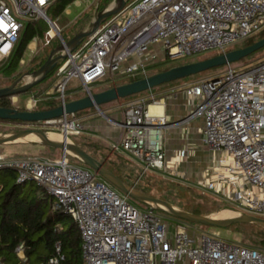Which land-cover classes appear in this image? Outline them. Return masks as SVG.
<instances>
[{
  "label": "built area",
  "instance_id": "2783aa9c",
  "mask_svg": "<svg viewBox=\"0 0 264 264\" xmlns=\"http://www.w3.org/2000/svg\"><path fill=\"white\" fill-rule=\"evenodd\" d=\"M53 1L13 0L11 6L9 0H0V62L12 55L28 19L48 20L47 9ZM52 26L63 40L57 25ZM263 29L264 0L128 1L76 49L64 51L67 55L58 62L51 93L65 103L71 100L68 90L83 88L91 94V84L105 77L147 76V64L161 59L159 50L150 49L152 43H159L160 52L171 57L211 49L222 53ZM51 31L45 32L47 43L54 35ZM29 80L31 76L24 79ZM185 92L192 105L185 119L204 118L202 139L213 151L201 185L225 197L237 211L264 217V59L200 79L186 86ZM45 97L50 95L34 93L25 100L24 109H37ZM152 98L123 103L120 118L99 110L110 125L121 129L120 138L113 142L114 151L137 159L146 169H177L190 147L168 159L163 132L175 122L152 107L159 102ZM11 99L20 108L19 94ZM24 125L57 130L68 140L87 128L78 112ZM67 154L54 159L0 155V169H14L17 182L43 185L52 207L72 215L81 231L85 264H178L185 259L189 264H264V248L204 232L193 235L184 221L169 225L162 211L149 206L139 209L129 194L112 187L97 172L71 164ZM17 252L25 257L22 243ZM63 259L57 242L56 253L46 264H62Z\"/></svg>",
  "mask_w": 264,
  "mask_h": 264
},
{
  "label": "rangeland",
  "instance_id": "374dc122",
  "mask_svg": "<svg viewBox=\"0 0 264 264\" xmlns=\"http://www.w3.org/2000/svg\"><path fill=\"white\" fill-rule=\"evenodd\" d=\"M80 1V4L77 3V0H73L68 4V7L71 8V13L66 12V9L61 12L56 11V5L54 4H51V6L47 9V15L50 19L55 21V24L59 28L61 35L62 32L64 34H67L69 31H71V29L73 31V27H75V30L78 31L81 29L89 28L91 20L100 10L99 6L104 0L102 2L101 0ZM9 3L11 6L14 5L13 0H9ZM112 3H114V0H108L104 8L109 7ZM35 19L40 21V23L44 24L46 28H49V30H52L51 34L54 35L49 43L46 42V37L44 36L42 39L37 38L35 40V44L31 45L32 42L29 44L24 58H22L20 61L19 71H22V73L27 71H33L32 67L34 66V64L38 62L41 58L49 55L50 51L61 42L60 36L58 34H55V29L53 28L49 20L44 17H38ZM254 36H258V34H255ZM245 41L246 40H243L230 45V49L235 46L241 47L246 43ZM30 45L33 47V49H31ZM150 49L159 50L158 54L161 59L147 64L148 74L160 72L176 65L194 62L221 53L219 49H211L192 55L171 57L166 56L164 52H160L161 46L157 42L152 43ZM263 59L264 46L240 58L239 60L213 66L197 73H193L191 75L172 80V82L176 80H185L187 81V84H185L184 87H186L192 85L194 82L200 79L223 74L229 67L235 68L237 70L244 69L254 65L255 63ZM5 64L6 60L0 62V87L12 83V78L15 74V71L13 72L11 70L6 69ZM142 76L144 75L137 74V76H133L129 73H121L117 74L114 80L111 77H105L97 81L96 83L91 84V89L92 92L101 91L114 85L125 83L133 78H141ZM56 81L57 75L54 74L34 85L32 87V91L19 93L20 101L18 106L24 109L25 100L30 99V97H32L34 93L40 97H44L49 94L52 100L59 101L55 97V94L51 93L54 90V85L56 84ZM167 83L168 82H164L159 85H155L151 88L145 89L141 92H137L122 98L113 99L107 102H102L99 107L90 106L83 110L77 111L79 116H81L86 123H90L91 125L83 133L81 132L78 134H72V139L81 146H83L94 156H96L100 160L105 161L106 165L110 169L116 172L127 182L135 185L137 188L147 193H150L157 197H161L166 200H170L189 210L191 209L194 212L198 211L202 214L220 216L221 212L226 209L233 210L235 214L238 213L237 209L229 206L231 204L228 200L217 196L212 190H209L202 186L201 182L199 181L200 179L198 178V176L201 174L202 169L206 167L209 160L208 149L206 148L207 145L205 143H195L196 150L192 154L193 156L191 155L193 159L191 166L193 168V171H195V176L189 175L188 177L178 175V171L181 170L180 166L177 167V169H146L144 165L137 159L132 158L124 152L113 150V142L116 139L109 136L108 133V131L111 130V128L109 127V124L111 123L108 118L101 113L99 109L103 110L108 116L119 117L121 112V105L123 103L134 101L143 97H151V94L162 91ZM86 95V90H84L83 88H75L73 89V91L68 90V97L72 96L73 99ZM46 99L47 98L45 97L41 101H39L41 108L46 106L47 102L44 101ZM26 127L29 126L24 125V123L21 124L0 121V132H7ZM37 127L39 126L37 125ZM46 130L51 132L54 131V133L58 132L57 130ZM61 154L62 150L59 148L28 141H17L0 144V155L4 156L21 155L54 159L61 156ZM67 157L71 164L94 171L92 167L88 166L78 157L69 153L67 154ZM191 166L189 165L188 167L191 168ZM4 174L5 172H0V176H3ZM98 177L106 180L112 187L116 188L118 191L124 192L101 175L98 174ZM129 200L139 209L145 210L148 208L147 204L131 196H129ZM162 213L165 217V220L170 223L169 225L184 221V223L190 226V233L193 235L195 234V232L196 234L204 232L210 235L221 237L229 241H238L248 245L264 248V228L260 225L253 223H236L227 227L205 225L202 223H194L187 220H182L163 211Z\"/></svg>",
  "mask_w": 264,
  "mask_h": 264
},
{
  "label": "water",
  "instance_id": "95a60500",
  "mask_svg": "<svg viewBox=\"0 0 264 264\" xmlns=\"http://www.w3.org/2000/svg\"><path fill=\"white\" fill-rule=\"evenodd\" d=\"M129 0H114L109 7L100 9L90 22L89 28L77 31L71 38L63 40L57 44L49 53L47 59L35 70L27 71L17 77L12 83L0 87V97L28 92L34 85L45 79L48 74L56 67L59 60L66 57L64 51H72L76 49L84 38L94 34L100 27L102 22L109 16L120 12ZM48 20L52 25L55 23L47 15ZM264 46V36L255 42L238 48L229 49L201 60L189 62L185 64L176 65L160 72L150 74L133 81L117 84L107 89L92 92L86 96L68 100L65 103L48 108V109H19L17 107H7L0 105V118L22 120L25 123L42 121L45 119L55 118L64 115L65 113L77 112L90 106H97L102 102H107L113 99L122 98L145 89L151 88L164 82H169L178 78H182L193 73L208 69L213 66L230 63L260 49ZM26 76H31V80L24 81ZM24 81V82H23ZM38 133V139H29L30 135ZM17 141H28L39 143L50 147H56L71 155L78 157L88 166L92 167L95 172L110 181L113 185L120 188L122 191L129 194L131 197L147 204L151 208L166 212L176 218L187 220L194 223H202L205 225H214L227 227L234 223H257L264 227V217L249 214L244 211L230 216H216L202 214L189 210L179 204L161 197L154 196L147 193L135 185L130 184L113 170H111L105 163L92 153L87 151L84 147L76 141L70 139H53L47 134V130L38 127H26L22 129L11 130L7 132H0V144L11 143Z\"/></svg>",
  "mask_w": 264,
  "mask_h": 264
},
{
  "label": "trees",
  "instance_id": "16d2710c",
  "mask_svg": "<svg viewBox=\"0 0 264 264\" xmlns=\"http://www.w3.org/2000/svg\"><path fill=\"white\" fill-rule=\"evenodd\" d=\"M71 1L73 0H54L52 4L56 5V11L61 12L68 8ZM107 2L108 0H104L99 9H104ZM48 29L35 18L28 19L24 23L15 49L5 64L6 69L15 71L12 81L22 73L19 71L20 61L24 58L29 44L35 37L42 39ZM77 31L73 27V31L71 29L67 34L62 32V35L67 40ZM263 36L264 29L258 33V36L246 39V43L241 47L249 45ZM47 57L48 55L36 62L32 70L38 68ZM58 65L59 63L46 78L56 74ZM11 96L0 97V105L15 107ZM71 99H73L72 96ZM44 101L47 102L46 106L41 108L39 102L37 109L53 108L60 104V101L52 100V98H47ZM0 121L25 123L19 119L0 118ZM0 172H5L3 176H0V260L3 264H46L48 259L56 253L57 242L60 243L61 252L64 254L62 264H85L81 231L72 215L52 207L51 195L43 185L35 181L17 182L16 171L11 168L0 169ZM21 243L24 246L25 257H21L17 252V247Z\"/></svg>",
  "mask_w": 264,
  "mask_h": 264
},
{
  "label": "crops",
  "instance_id": "0c3cea01",
  "mask_svg": "<svg viewBox=\"0 0 264 264\" xmlns=\"http://www.w3.org/2000/svg\"><path fill=\"white\" fill-rule=\"evenodd\" d=\"M66 12L71 13V8L68 7L66 9ZM186 82L187 81L185 80L168 82L164 86L162 91L153 93L150 95L151 97L148 98L153 100L152 96H154L155 100H159V102L154 103L152 107L155 109H160L170 122H175L173 125L166 126L163 132L164 146L168 159H172L175 154L179 152L183 147H190V154L187 155L179 164L181 168V170L179 171H181L182 173L181 175L188 177L189 175L195 176V171H193V168L191 166L193 160L192 154L196 150L195 143H204L202 139V126L204 124V118L202 116H196L191 118L190 120L185 119V117L192 109V105L190 104L185 92L184 85L187 84ZM115 117L120 118L121 112L119 117ZM86 125V129H88L91 124L86 123ZM109 127L111 128V130L108 131L109 136L113 137L116 140L119 139L121 129L110 124ZM206 148L208 149L209 154L207 165H209L212 162L213 151L208 146ZM189 165L191 166V168L188 167ZM204 169H202L201 174L198 176L199 179L203 178ZM216 195L225 198L221 195ZM178 264H189V261L185 259L183 261H180Z\"/></svg>",
  "mask_w": 264,
  "mask_h": 264
},
{
  "label": "bare ground",
  "instance_id": "6f19581e",
  "mask_svg": "<svg viewBox=\"0 0 264 264\" xmlns=\"http://www.w3.org/2000/svg\"><path fill=\"white\" fill-rule=\"evenodd\" d=\"M57 133L58 132L54 133V131L53 132L47 131L48 136H50L53 139H63L64 138V136L61 133H58V134ZM39 137H40V134L34 133V134L30 135V137H28V138L29 139H31V138L38 139ZM233 214H235V212L233 210L226 209V210H223L221 212L220 216L224 217V216H230V215H233Z\"/></svg>",
  "mask_w": 264,
  "mask_h": 264
},
{
  "label": "snow or ice",
  "instance_id": "6c2138e0",
  "mask_svg": "<svg viewBox=\"0 0 264 264\" xmlns=\"http://www.w3.org/2000/svg\"><path fill=\"white\" fill-rule=\"evenodd\" d=\"M3 22L2 21H0V24H2Z\"/></svg>",
  "mask_w": 264,
  "mask_h": 264
}]
</instances>
